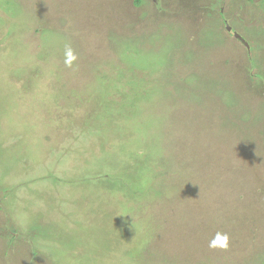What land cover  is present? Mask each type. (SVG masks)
Returning <instances> with one entry per match:
<instances>
[{
  "label": "rangeland",
  "instance_id": "rangeland-1",
  "mask_svg": "<svg viewBox=\"0 0 264 264\" xmlns=\"http://www.w3.org/2000/svg\"><path fill=\"white\" fill-rule=\"evenodd\" d=\"M0 264H264V0H0Z\"/></svg>",
  "mask_w": 264,
  "mask_h": 264
},
{
  "label": "clouds",
  "instance_id": "clouds-1",
  "mask_svg": "<svg viewBox=\"0 0 264 264\" xmlns=\"http://www.w3.org/2000/svg\"><path fill=\"white\" fill-rule=\"evenodd\" d=\"M65 57H66L65 64L69 67H71L73 62L77 59V57L74 55L70 47L66 48ZM228 246H229L228 235L219 232L216 234L215 238L209 243V247L213 249L219 248L222 250H227Z\"/></svg>",
  "mask_w": 264,
  "mask_h": 264
},
{
  "label": "water",
  "instance_id": "water-1",
  "mask_svg": "<svg viewBox=\"0 0 264 264\" xmlns=\"http://www.w3.org/2000/svg\"><path fill=\"white\" fill-rule=\"evenodd\" d=\"M237 37L239 38V39H241L242 40V38L239 36V35H237ZM243 41V40H242ZM244 42V41H243Z\"/></svg>",
  "mask_w": 264,
  "mask_h": 264
}]
</instances>
